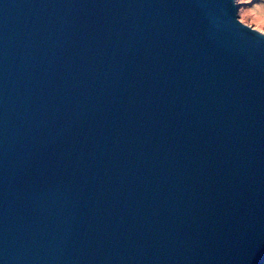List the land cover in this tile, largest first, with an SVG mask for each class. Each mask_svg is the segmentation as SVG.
<instances>
[{
  "label": "water",
  "instance_id": "water-1",
  "mask_svg": "<svg viewBox=\"0 0 264 264\" xmlns=\"http://www.w3.org/2000/svg\"><path fill=\"white\" fill-rule=\"evenodd\" d=\"M234 0H0V264H264V33Z\"/></svg>",
  "mask_w": 264,
  "mask_h": 264
},
{
  "label": "rangeland",
  "instance_id": "rangeland-1",
  "mask_svg": "<svg viewBox=\"0 0 264 264\" xmlns=\"http://www.w3.org/2000/svg\"><path fill=\"white\" fill-rule=\"evenodd\" d=\"M238 20L264 33V0H234Z\"/></svg>",
  "mask_w": 264,
  "mask_h": 264
}]
</instances>
